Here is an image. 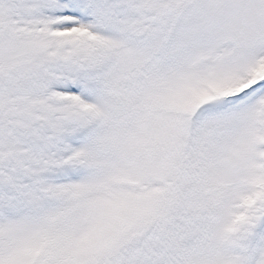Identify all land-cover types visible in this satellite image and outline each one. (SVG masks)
<instances>
[{
  "label": "snow or ice",
  "instance_id": "1",
  "mask_svg": "<svg viewBox=\"0 0 264 264\" xmlns=\"http://www.w3.org/2000/svg\"><path fill=\"white\" fill-rule=\"evenodd\" d=\"M0 264H264V0H0Z\"/></svg>",
  "mask_w": 264,
  "mask_h": 264
}]
</instances>
